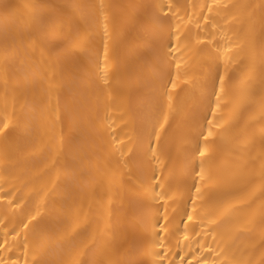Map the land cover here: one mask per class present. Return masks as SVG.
<instances>
[{
  "label": "snow or ice",
  "instance_id": "6c2138e0",
  "mask_svg": "<svg viewBox=\"0 0 264 264\" xmlns=\"http://www.w3.org/2000/svg\"><path fill=\"white\" fill-rule=\"evenodd\" d=\"M0 264H264V0H0Z\"/></svg>",
  "mask_w": 264,
  "mask_h": 264
},
{
  "label": "bare ground",
  "instance_id": "6f19581e",
  "mask_svg": "<svg viewBox=\"0 0 264 264\" xmlns=\"http://www.w3.org/2000/svg\"><path fill=\"white\" fill-rule=\"evenodd\" d=\"M52 2H55V3H63V2H66V0H52Z\"/></svg>",
  "mask_w": 264,
  "mask_h": 264
}]
</instances>
